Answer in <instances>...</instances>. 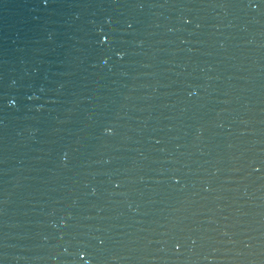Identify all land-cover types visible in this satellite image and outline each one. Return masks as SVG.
I'll return each instance as SVG.
<instances>
[{"label": "water", "instance_id": "obj_1", "mask_svg": "<svg viewBox=\"0 0 264 264\" xmlns=\"http://www.w3.org/2000/svg\"><path fill=\"white\" fill-rule=\"evenodd\" d=\"M0 264H264V0H0Z\"/></svg>", "mask_w": 264, "mask_h": 264}]
</instances>
